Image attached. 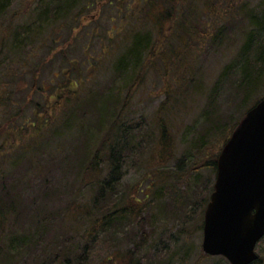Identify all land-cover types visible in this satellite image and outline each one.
<instances>
[{
  "label": "rangeland",
  "instance_id": "rangeland-1",
  "mask_svg": "<svg viewBox=\"0 0 264 264\" xmlns=\"http://www.w3.org/2000/svg\"><path fill=\"white\" fill-rule=\"evenodd\" d=\"M125 1L132 9L145 2ZM192 1L199 9L200 26L208 33L211 30L213 38L216 36L215 44L211 38L203 43L192 41L196 43L194 46H191V42L187 47L173 45L180 52L175 55L182 57V60L177 61L176 71L172 70L164 78L161 69L156 71L152 67L130 90L123 91L117 80L112 81L113 76L108 71L103 73V77L89 83L94 90L99 87L112 93L111 90L116 88L120 92L118 108L124 107L122 115L119 109L107 105L109 124L106 121L102 130H107L112 119L120 116L118 123L131 127L129 136L132 137L124 160L118 166L119 176L115 180L111 179L110 162L102 157L105 161L101 164V182H109L108 191L104 192L108 197L103 201L99 198L96 205L93 201L98 187H95V179L86 176L88 173L85 166L99 145L100 134L88 141L84 150L80 142L91 136L95 131L93 127L97 125L95 122L91 124L87 115H91L93 110L87 106L100 107L102 99L96 97L93 101L88 98L80 101L77 111L70 113L69 125L65 120L59 128V131L62 130V138L63 133L66 134L65 142L60 146L58 144L61 139L54 136L51 130H44L40 136H31L32 128L29 126L35 121L32 115L37 110L41 112V119H49L51 115L53 120L58 118L59 111H56L63 107L60 103L51 104L50 99L56 91L62 89L60 76L56 83H51L53 75L60 73L59 67L62 66L60 58L57 59L58 52H67L68 44L72 48L76 44L73 37H77L83 28L90 31L89 26L93 25V21L98 20L102 26H106L105 19L111 15V9H106L101 2L96 4L94 10L82 17L81 25L73 31L67 42L60 38L53 53L43 50L36 56H30L31 64H28V68L21 69L18 76L12 77V81H5L4 88H12L21 97H15V101L8 104V107L0 108V207L9 214L2 218L4 220L0 219V264H229L223 257L209 256L202 251L203 216L216 169L189 172L196 160L202 159L198 156L193 160L190 155L196 156L192 140L202 132L212 130L206 121V96L224 72L226 74L221 78L223 88L216 95L217 101L214 99L210 103L209 110L215 114L214 119L222 121L220 129L225 128L227 136L231 135L244 115L264 96V73L259 87L247 96L245 94L246 97L231 86V83L238 81L241 51L246 36L252 30L249 16L264 13V0H178L184 2V5L185 2L191 5ZM229 1L231 11L227 10ZM53 4L54 0H10L6 14L0 16V33L10 23L35 20L38 12H44ZM187 4L186 11L190 7ZM186 17L183 15V19ZM147 28L145 26L142 30ZM95 35L102 36L103 33ZM150 35L153 41L162 42V37L155 31L150 32ZM89 38L97 37L89 34ZM78 42L79 46L83 45L84 39ZM100 42L106 46L103 41ZM102 49L95 46L92 52L88 51V55L100 53ZM121 52L117 51L118 54ZM88 55L85 59H88ZM71 56L77 58L78 52L75 50ZM51 60L57 62L52 64ZM246 60L254 64L250 59ZM34 64L39 68H35ZM172 74L181 78L193 74L195 84H199L198 89L186 95L184 90L181 92L182 85L177 88L175 82H172ZM53 85L55 88L50 96ZM39 86L43 87V91L39 90ZM127 97L128 100H125ZM17 112L21 114L12 118ZM82 113L86 114L82 118L84 123L72 129V122L79 119ZM23 116L29 117L26 120L29 119V122ZM160 116L162 122L166 123L165 133L158 123ZM163 135H166L168 150L159 144L160 137H165ZM216 138L211 135L205 150L209 151V160L214 156L216 159L224 145L221 146L222 141ZM32 143L37 150H30ZM78 145L81 148L77 150ZM20 146L21 151L27 150L25 156L14 161L15 156L20 154L14 148ZM59 147H62L60 154ZM80 162L84 163L81 167ZM187 172L188 175H184ZM146 195L148 198H145ZM109 198L115 206L108 204ZM12 202L14 208L7 209ZM83 204H87V207L82 211L87 212L91 219L78 215L76 219L73 218L71 215L75 216L76 211L81 213L78 208ZM121 206H127L132 215L135 213L136 218L132 222L129 217H125L119 225L117 222L106 225V231V226L101 224L96 225L101 227L100 230L94 231V227L91 228L96 217L100 220L107 212ZM142 235L145 242L138 250H134L131 257L128 250L133 251V243ZM256 253L264 256V237L257 244Z\"/></svg>",
  "mask_w": 264,
  "mask_h": 264
},
{
  "label": "trees",
  "instance_id": "trees-1",
  "mask_svg": "<svg viewBox=\"0 0 264 264\" xmlns=\"http://www.w3.org/2000/svg\"><path fill=\"white\" fill-rule=\"evenodd\" d=\"M9 1L10 0H0V16H4L6 14V11L9 8ZM100 2L103 4V6H105L106 9H111V15H107L105 19L106 26H102L98 20H95L91 23L93 25L89 26V30L95 32L96 34H101L102 32L103 35L97 36L95 33L92 34L90 31H88V29L83 28L79 31L80 35L78 34L77 37H73V41H76V44L73 45L72 48L70 44H68L67 52H58L57 59L60 58L59 60L62 66L59 67L60 73L56 72L53 75L54 77H52L51 83H56V79H58V76H60L62 89L59 92L56 91V93L50 98L51 104L56 102L60 103L61 107H63L62 110L58 109L56 111L57 113L59 111L57 115L58 118L53 120V116L51 115V117L49 116V119H41V112L37 110L32 115L34 116L35 121L31 122L29 126L32 128L31 136H40L44 130H48L47 132H50L49 130H51L54 132V136H58V139H61V143L58 144V146H60L65 142L66 134L63 133L62 138V132H60L62 130L59 131V128L63 126L65 120L67 125H69L68 122L69 116L71 115L70 113L72 111H77L78 104H81L80 101L84 100L85 98H88L89 101H93V99H96V97L102 99L100 107L99 105H92L90 107L87 106V108L93 110L91 115H87L91 124H94L93 122H95L97 125L93 127L95 128L93 134L80 142V144L83 143L84 150V148L88 146L86 145L87 142L91 141V139L95 136L99 137L100 134V140H98L100 141L99 145L93 150V154L85 166V171L87 170L88 173L86 176L89 178L90 175L92 180L95 179V187H98L97 195L94 197L93 201L95 205L97 204L96 200L99 198H101L100 201H103L106 197H108V195H105L104 192L106 189H108L109 182H101V164L105 161L102 160V157L104 156L106 159H108V162H110L111 179L115 180L116 176H119L117 173V170L119 169L118 166L120 165V162L124 160L125 151L127 150L128 144L130 143L129 141L132 142V137L129 136L131 133V127L127 126L125 123H118L124 108L123 105V108H121V106L118 108V104L120 103L118 101L120 92L116 90V88L115 90H111L112 93H110V91L108 92L104 88L103 90L99 87L96 88L97 90H94L91 88L89 83L103 77V73L108 71L113 76L112 81L117 80L123 91L124 89L130 90L133 88L135 82L138 81L139 78H144V76L148 74L149 69L152 67L156 69V71H158V68L161 69L162 71H160V73L165 78L172 72V70L176 71L178 67L177 61L182 60L181 56L175 55L180 54V52H177L173 45L185 47L190 42L203 43L207 39L211 40V38L213 44H215L214 40L216 37L215 36L213 38L212 32H210L211 30H209L208 33L206 29H204V31L202 26H200L198 20L199 9L193 4V1L191 5H189L190 3L187 4V2H185V5L187 4L190 6L186 11L184 2L180 3L178 0H145V2L140 4L136 9H132L129 3H127L125 0H118V3H115V0H54L53 6L47 8L44 12H38L35 20L18 24L10 23L8 24L5 31L0 33V108L4 109L8 107V104L10 105L15 101V97L18 99L21 97L19 94L13 92L11 90L12 88H4L6 83L5 81H12V77L18 76V72L21 69L24 70L25 68H28V64H31L30 56H36L38 52L43 50L53 53L57 48V44L60 42V38L65 39V42H67V39H69L70 36L72 37L73 31L78 29L81 25L82 17H84V15L87 13L89 14V11L94 10L96 4ZM231 8V1H229L227 10L231 11ZM183 15H187V17L183 19ZM249 17V23L252 27V30L246 36L247 38L243 45V50L241 51L242 61H240L238 66V81H233L234 83H231L232 88L234 90L236 89L235 91L243 96H245V94L247 96L253 90L259 87L262 75L264 73V13L260 16L250 15ZM141 26L142 28L148 26V28L146 30H142ZM154 31L160 37H162V42H160V40H152L150 32ZM81 33H83V37L81 36ZM89 34H91L92 37L97 38H89ZM78 37H80V40L81 38L84 39L83 45H78V41H80ZM261 39L263 41H261ZM91 41H95L96 43L93 44ZM100 41H103V44H106V46L101 45ZM194 44L196 43L191 44V46H194ZM95 46L103 49L100 53L88 55V51L90 50L92 52ZM168 48H170L172 51L168 52ZM22 49H24V52ZM75 50L78 52L77 58H73L71 56ZM117 51L122 52L118 54ZM86 55L89 56L87 57L88 59H85ZM253 55L254 57L251 60ZM246 59H250L251 62H254V64H249ZM56 62L57 61H53L52 64ZM36 65L37 64H34L35 68H39ZM76 72L77 75H75ZM224 74H226V72H224ZM224 74L217 79V81L212 86L211 92L209 91L206 96V121L210 125L209 129L212 130L202 132L199 137H196L194 140H192V143H194L193 146L196 148V156L193 154L190 156L193 160L198 156L202 159L201 161L199 159L196 160L190 169L191 171L189 172L199 171L200 169L205 168L215 170L217 158L215 159L214 156V158L209 160V151H205L209 146L208 142L211 139V135L212 138L217 136L216 139L217 141H222V146L229 137V135L227 136L228 132H225V128L222 130L220 129L222 121L214 119L213 117L215 114H213L212 110H209L210 103H213L214 99L217 101L218 98H216V95H218V93H220L221 89L223 88L221 84V78L224 76ZM170 78L173 83L175 82L177 88L179 85H182L180 88L182 89L181 92L184 90L186 95L191 94L192 91H195V89L197 90L199 87V84H195L194 82L193 74L192 76H188L186 74V77L183 75L182 78L172 74ZM67 82H69V84ZM63 83H65V85ZM54 88L55 87L53 85V88L49 94L50 96L52 95ZM39 90L43 91V87L39 86ZM124 99L128 100V97ZM109 104L111 106L113 105V109L115 110L121 109L120 111L118 110L120 116L113 118L114 120L112 119V123L107 126V130H102L105 127V122L108 119L107 113L109 109L107 105ZM214 104L216 105V102ZM19 114H21V112H17V114H14L12 118L16 117V115L18 116ZM85 115V113L79 114V119L72 122L71 128L76 129L82 123H84L82 118ZM23 118L26 121L29 117L23 116ZM26 122H29V119ZM158 123L162 132L165 133L164 129L166 123L162 122L161 116ZM103 131H107L106 134L104 133L105 135L102 133ZM163 136L165 137H160L159 144L161 145V148L168 150L169 144L165 139L166 135ZM62 147L58 148L60 151L59 154L62 152ZM79 148H81L80 145H78L76 149L78 150ZM14 149L20 153L19 155L17 154V156H15L14 161L17 159L20 160L22 157H24V153L27 151L23 149L22 152L21 146L20 148ZM32 149L37 150L34 143H32L30 150L32 151ZM39 149L40 152L42 150V146ZM80 163V167L84 165L83 162ZM178 169L181 170V168ZM175 175L180 174L176 173ZM184 175H188V172ZM110 198L107 201L108 204L115 206V204L111 203ZM145 198H148L147 195ZM206 201L207 199L203 202ZM86 207L87 204L81 205L80 208H78L80 209L81 213L76 211L77 214L75 213V216H73L74 214L71 216L75 219L77 215L79 217H86L87 220L91 219L87 212L82 211ZM12 208H14L13 202L11 207H8L7 209L12 210ZM3 211H6V209L3 210L0 207L1 220H4L2 219L3 217L9 216L8 213ZM125 217H129L131 219L130 222L136 218L135 213L132 215L131 210L127 208V206H121L118 208L115 207V209L103 215L100 220L96 217L95 223L93 222L91 228L94 227V231H96L101 229V227L98 228V226L101 225L109 226L111 224H115L114 222H117V225H119L121 220ZM106 229L107 226L105 227L104 231H106ZM143 237L144 235L140 236L138 241L133 243V251L132 249L128 250V255L133 257L135 251L138 250L140 245L145 242ZM63 249L64 248H62V250ZM63 254L68 255L65 253ZM63 259L67 263L69 262L64 257ZM137 264H141V262H137ZM252 264H264V256L258 255L257 260Z\"/></svg>",
  "mask_w": 264,
  "mask_h": 264
},
{
  "label": "water",
  "instance_id": "water-1",
  "mask_svg": "<svg viewBox=\"0 0 264 264\" xmlns=\"http://www.w3.org/2000/svg\"><path fill=\"white\" fill-rule=\"evenodd\" d=\"M263 236L264 96L244 115L216 159L201 248L229 264H252Z\"/></svg>",
  "mask_w": 264,
  "mask_h": 264
},
{
  "label": "bare ground",
  "instance_id": "bare-ground-1",
  "mask_svg": "<svg viewBox=\"0 0 264 264\" xmlns=\"http://www.w3.org/2000/svg\"><path fill=\"white\" fill-rule=\"evenodd\" d=\"M211 192H212V189H211ZM211 194V193H210Z\"/></svg>",
  "mask_w": 264,
  "mask_h": 264
}]
</instances>
